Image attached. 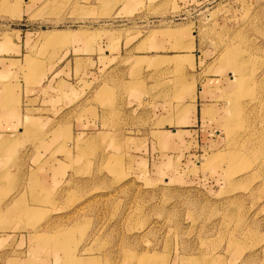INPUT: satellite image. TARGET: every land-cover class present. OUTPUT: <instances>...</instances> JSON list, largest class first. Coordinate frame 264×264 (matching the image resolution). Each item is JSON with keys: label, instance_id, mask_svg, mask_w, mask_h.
<instances>
[{"label": "rangeland", "instance_id": "obj_1", "mask_svg": "<svg viewBox=\"0 0 264 264\" xmlns=\"http://www.w3.org/2000/svg\"><path fill=\"white\" fill-rule=\"evenodd\" d=\"M263 102L264 0H0V264H264Z\"/></svg>", "mask_w": 264, "mask_h": 264}, {"label": "crops", "instance_id": "obj_2", "mask_svg": "<svg viewBox=\"0 0 264 264\" xmlns=\"http://www.w3.org/2000/svg\"><path fill=\"white\" fill-rule=\"evenodd\" d=\"M138 43H135L134 45H132L128 50L129 52L126 50L125 48V42H122L121 45V57L127 56V58L129 56H137L139 58H147L152 51L148 50V51H137V47H138ZM127 51V52H126ZM109 55V53L107 54ZM125 81L127 83H130L128 78H125ZM115 99L118 101L119 103V108L121 110V117L125 118V123L127 125V127L123 128V131H119L120 133H137L140 132L142 134H147L148 131V126L146 123V118L148 116V112L146 111V108L144 109H140L139 114L136 116L134 115V113L138 110L137 108V104L135 100H131L129 95H127L126 93L121 92V93H115ZM141 100H143L144 103H146L147 101V97L144 95V97L141 98ZM102 111H101V107L99 105V120H98V129H99V133L102 132ZM105 115V113H104ZM26 117V114L23 110H19V111H14L12 114H10V112L7 109H4L2 107H0V138L5 137L11 140H16L19 136H21L24 131H23V123H24V119ZM136 117V121L137 118H143V124L141 125L140 128H135V124L133 125L131 120L132 118ZM34 118H36V116H34ZM134 123V122H133ZM112 126V125H111ZM117 125H114L113 129L112 128H108V129H104V133H118V128H116ZM175 133V132H174ZM0 167H1V162H0Z\"/></svg>", "mask_w": 264, "mask_h": 264}, {"label": "bare ground", "instance_id": "obj_3", "mask_svg": "<svg viewBox=\"0 0 264 264\" xmlns=\"http://www.w3.org/2000/svg\"><path fill=\"white\" fill-rule=\"evenodd\" d=\"M232 64L234 65V68H235V70L236 69H238V70H240V69H242V66L240 65V64H238L237 62H236V60L234 61V63H233V60H232ZM245 66V65H244ZM257 94V93H256ZM254 96V95H253ZM254 99V98H253ZM252 100V99H251ZM254 101V100H253ZM242 102V101H241ZM264 103V102H263ZM246 106H247V104H246ZM239 108V107H238ZM241 108H242V106H241ZM240 111H241V109H240ZM242 112V111H241ZM241 115H242V113H241ZM249 129V128H248ZM253 133V132H252Z\"/></svg>", "mask_w": 264, "mask_h": 264}]
</instances>
